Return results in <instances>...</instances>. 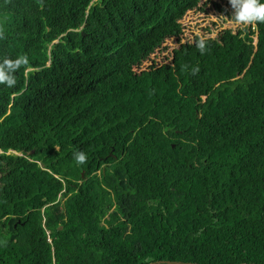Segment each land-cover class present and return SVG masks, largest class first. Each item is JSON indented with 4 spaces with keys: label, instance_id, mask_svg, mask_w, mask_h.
I'll return each instance as SVG.
<instances>
[{
    "label": "trees",
    "instance_id": "trees-1",
    "mask_svg": "<svg viewBox=\"0 0 264 264\" xmlns=\"http://www.w3.org/2000/svg\"><path fill=\"white\" fill-rule=\"evenodd\" d=\"M201 1L0 0V264H264V22L143 68Z\"/></svg>",
    "mask_w": 264,
    "mask_h": 264
},
{
    "label": "rangeland",
    "instance_id": "rangeland-1",
    "mask_svg": "<svg viewBox=\"0 0 264 264\" xmlns=\"http://www.w3.org/2000/svg\"><path fill=\"white\" fill-rule=\"evenodd\" d=\"M248 25L249 23H238L234 20L229 0H202L196 9L188 11L177 22L176 29L182 31L179 40L172 37L169 32L157 38L156 42H160L161 46L152 52L143 68L150 67L152 62L157 64L158 68H163L173 60L174 51L180 43L191 41L194 36L215 38L223 30L231 29L235 32Z\"/></svg>",
    "mask_w": 264,
    "mask_h": 264
},
{
    "label": "clouds",
    "instance_id": "clouds-1",
    "mask_svg": "<svg viewBox=\"0 0 264 264\" xmlns=\"http://www.w3.org/2000/svg\"><path fill=\"white\" fill-rule=\"evenodd\" d=\"M229 4L234 12V20L238 23H252L255 21L264 22V4H260L259 0H229ZM197 47L203 51L204 42L201 40ZM4 63L11 70H16L22 65L28 64V59L26 56H20L15 60L5 59ZM198 71V69L196 70ZM0 83L6 84L8 87H13L16 84V79L10 75L6 74L2 69H0ZM75 159L77 163H84L87 160V156L83 152H78L75 154Z\"/></svg>",
    "mask_w": 264,
    "mask_h": 264
},
{
    "label": "water",
    "instance_id": "water-1",
    "mask_svg": "<svg viewBox=\"0 0 264 264\" xmlns=\"http://www.w3.org/2000/svg\"><path fill=\"white\" fill-rule=\"evenodd\" d=\"M150 264H180V263L179 262H170V261H157V262H153Z\"/></svg>",
    "mask_w": 264,
    "mask_h": 264
}]
</instances>
